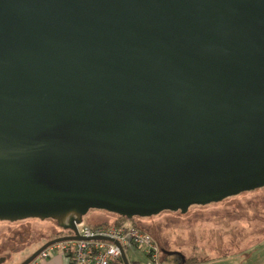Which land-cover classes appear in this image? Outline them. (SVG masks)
Wrapping results in <instances>:
<instances>
[{
  "label": "water",
  "instance_id": "water-1",
  "mask_svg": "<svg viewBox=\"0 0 264 264\" xmlns=\"http://www.w3.org/2000/svg\"><path fill=\"white\" fill-rule=\"evenodd\" d=\"M263 187L264 0H0L1 222Z\"/></svg>",
  "mask_w": 264,
  "mask_h": 264
},
{
  "label": "crops",
  "instance_id": "crops-1",
  "mask_svg": "<svg viewBox=\"0 0 264 264\" xmlns=\"http://www.w3.org/2000/svg\"><path fill=\"white\" fill-rule=\"evenodd\" d=\"M229 209L236 210L232 207ZM230 219L234 220L227 227H223V233L213 236L198 235L192 231V222L187 217L162 213L147 220L146 229L150 228V231L145 232L159 249L158 264H247L253 262V259L255 264H264V221L257 220L253 232L248 234L243 232V225L239 223V212L238 216ZM173 224V238L167 239L166 233ZM216 241H221L222 245L215 244ZM46 251L47 257L39 256L31 264H70L69 258L59 249ZM126 251L127 249L125 256L128 264L145 263L147 258L142 253L134 250L128 257Z\"/></svg>",
  "mask_w": 264,
  "mask_h": 264
},
{
  "label": "rangeland",
  "instance_id": "rangeland-1",
  "mask_svg": "<svg viewBox=\"0 0 264 264\" xmlns=\"http://www.w3.org/2000/svg\"><path fill=\"white\" fill-rule=\"evenodd\" d=\"M229 207L235 208L236 210H231ZM238 212L241 218V221L238 222L243 225V232H247L248 234L252 233L254 223L257 220L260 222L264 221V187L253 191L242 192L217 203L204 206H192L184 214L180 212L162 213L178 214V216L182 215V217H187L188 221L192 222L193 232L198 233V235L208 234L213 236V234L223 233V227H227V224H230L234 220L230 218L238 216ZM154 217L136 218L135 222L139 228L149 232L150 228H147L148 230L146 229V222ZM114 219L115 215L111 213L90 210L83 217V223L88 226H95L99 222L111 223ZM170 228V231L166 233L167 239L173 238L175 224ZM57 232L59 230L55 223L48 220L37 221L36 219H30L14 223L0 221V264H20L47 242L49 238L57 234ZM214 243L222 245L221 241ZM134 250L135 252L143 254V252L137 249H127L126 254L128 257H130V253ZM145 258L147 257L145 256ZM148 263L149 261L146 259L144 264ZM247 264H255L254 259L253 262H248Z\"/></svg>",
  "mask_w": 264,
  "mask_h": 264
},
{
  "label": "built area",
  "instance_id": "built-area-1",
  "mask_svg": "<svg viewBox=\"0 0 264 264\" xmlns=\"http://www.w3.org/2000/svg\"><path fill=\"white\" fill-rule=\"evenodd\" d=\"M75 229V234L66 231L63 237L75 235L79 240L62 241L47 249H59L69 258L70 264H113L121 258L119 246L124 251L128 248L140 250L147 257L148 264L159 263V249L151 236L129 222L110 227L88 226L82 222L75 225ZM46 250L39 256L47 257Z\"/></svg>",
  "mask_w": 264,
  "mask_h": 264
},
{
  "label": "trees",
  "instance_id": "trees-1",
  "mask_svg": "<svg viewBox=\"0 0 264 264\" xmlns=\"http://www.w3.org/2000/svg\"><path fill=\"white\" fill-rule=\"evenodd\" d=\"M103 212H105V211H103ZM176 213H179V212H176ZM113 215H115V214H113ZM135 220H136V218L132 219L129 222L130 225L133 226V227H136V228L140 229L143 232H145V230H143V229H141V228H139L137 226ZM48 221H52V220H48ZM52 222L55 223L54 221H52ZM126 222H128V221H126L123 217H120L118 215H115V219L113 220V222H111V223L110 222H99L98 224H95V226H106V227H110V226H121V225L125 224ZM55 225H56V223H55ZM56 227H57V225H56ZM58 230H59V232H57V234H55L51 238H49L48 241L49 240H52V239H55V238H59V237L63 236V234L66 232V231H64V230H62L60 228H58ZM113 264H123V262H122V260L120 258L117 261L113 262Z\"/></svg>",
  "mask_w": 264,
  "mask_h": 264
}]
</instances>
